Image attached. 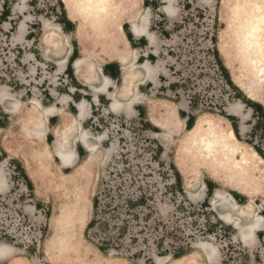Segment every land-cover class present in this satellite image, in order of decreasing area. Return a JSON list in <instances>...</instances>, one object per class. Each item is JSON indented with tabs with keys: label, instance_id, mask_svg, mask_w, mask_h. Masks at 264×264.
<instances>
[{
	"label": "rangeland",
	"instance_id": "1",
	"mask_svg": "<svg viewBox=\"0 0 264 264\" xmlns=\"http://www.w3.org/2000/svg\"><path fill=\"white\" fill-rule=\"evenodd\" d=\"M3 1L6 7H2L0 0V14L4 13L7 18L0 19V91L12 98L9 103H22L20 112L13 118L15 122H11L17 128L16 125L26 116V108L31 106L32 100H40L41 95L48 88L56 86L55 82L58 81L53 63H47L48 67H40L37 75H32L29 66L22 69L25 64L22 55L40 52L39 40L48 34V30L54 31L61 38V32L51 25L54 18L62 19L65 14L70 20L68 8L79 7L77 9L83 11L82 6L87 8L89 3L60 0L62 8L59 0H27L28 3L32 1L29 7H24L20 0ZM99 1L96 5L103 3ZM153 1L149 8H144L142 0H111L105 14L108 19L103 23V29H111L116 47L122 48V27L127 17L137 13V17L151 18L150 32L154 35L152 42L146 46L142 43L134 54L154 55L155 58L152 57L150 62L151 68H157L160 63V67L165 69L160 83H169L170 86L167 94H152L145 105L160 101L165 108L170 101L178 107L181 116L188 115L195 121L197 117L206 115L211 123L224 125L220 112L228 114V106L238 100L234 103L229 100L231 104L227 102L230 98L228 91L220 86L217 72L214 73L206 51L210 34H216L217 29L222 27V21L225 19L228 24L234 22L231 8L221 7V0ZM89 5L96 6L95 3ZM23 17H33L42 22V25L34 27L35 41L20 42L18 22ZM125 31H128V25ZM49 35L54 37V33ZM216 48L219 49V45ZM239 59L237 64L241 66ZM38 60L43 61L42 58ZM32 87L37 89L32 90ZM175 94L178 95L175 97ZM184 99L191 101V104H187ZM206 105L214 108L204 109ZM143 120L139 117L128 120L110 115L103 118V129L94 126L92 129L86 128L96 139L106 133L107 140L94 141L98 149L93 157L90 182L92 200L96 195L99 197L98 218L95 226L87 227L94 217L93 209L90 208L85 227L79 235L82 243L98 250L94 253L96 258L102 261L116 260V264H159L161 260L173 259L180 254L182 257L201 260L204 264H264V232L260 230L255 234L264 225L253 231L251 241L256 244L254 248L236 241V228L219 223L218 217L210 207L203 204L202 199L195 200L200 192H204L203 183L210 178L202 165L189 167L190 172L197 170L198 173L188 194L182 180L175 179L178 170L173 158L182 155L179 152V136L171 133V138L163 139V130L150 127L146 116ZM186 129L185 124L180 127L181 132ZM33 140V144L28 146L33 150L30 155H33L36 165L32 163L30 166L38 176V170L47 168L52 161L41 158L40 154L45 147L42 138ZM246 141L251 143L250 140ZM1 146L9 153H22V146L13 148L8 141L1 143ZM239 146L242 147L230 148L235 156L247 152L243 144ZM254 147L264 154V142L255 143ZM23 153L26 154L25 151ZM28 161L31 163L29 156ZM72 195L71 191L53 193L49 190L41 200L33 199L29 203L36 211L26 209L25 217L33 222L34 228L17 232V240L7 234L0 238V244L8 245L12 251L15 249L7 264H50V258L55 257L51 252L54 248H50L46 257L42 245L43 240H47L51 234L48 219L53 206L64 204ZM47 196L54 197V201H43ZM256 203L259 204V201L256 200ZM229 208L222 211L230 212ZM262 208L264 206L254 210L255 214H260ZM216 211L219 213V210ZM9 221L8 214L2 213L0 222L7 224ZM248 221H251L250 217L240 219L241 224ZM9 233L13 235V232ZM252 244L249 242V245ZM104 245L105 249L99 250V246ZM202 245L214 248L215 261L206 258Z\"/></svg>",
	"mask_w": 264,
	"mask_h": 264
},
{
	"label": "crops",
	"instance_id": "2",
	"mask_svg": "<svg viewBox=\"0 0 264 264\" xmlns=\"http://www.w3.org/2000/svg\"><path fill=\"white\" fill-rule=\"evenodd\" d=\"M20 1L24 7H29L32 4V1L29 3L27 0ZM231 1L232 0H228V7ZM153 3V0H142L144 8H149ZM155 4H157L156 1ZM2 7H6V2L3 0ZM1 17L2 20L7 18L0 14V19ZM135 21L142 23V30L138 33H134L130 29V25ZM151 22V18L141 16L137 17V13H132V15L127 17V21L123 24V26L128 25V31H125L122 27L124 32L122 35L123 47L117 48L115 40L113 39L114 41L110 47L111 50H107V53L105 51L103 52V42L101 39V33H103V28L101 26L104 22H101L99 29L95 28L91 30L88 33L89 35L86 38L84 37L86 40L84 43V39L79 35V33L77 36L73 34L74 23L64 14L62 19L55 17L53 23L51 24L52 26H55V29H58L61 32V38L57 36V33L52 35L54 37H51V35H49L50 33L46 35L44 34V37L39 40L40 52L33 51L26 55H22V61L24 60L25 63L22 65V69L23 67L29 66L32 75H37L40 67H48L47 63H53L55 67V77L58 81L55 82L56 86L48 88L47 92H44V94L41 95L40 100H32L31 106L26 108L25 119L22 118L20 121L32 120L30 122V126H28L30 131L33 130V121H40L41 124L43 123V141L48 146V149L52 148L57 130L63 142L62 147L71 148L72 152L75 154L73 162L69 163L67 166H63L57 155L54 151H52V163L47 168L38 170V177L44 182V185H51L53 180L52 178H63L67 173H71L73 170L81 166L87 158V153H89L85 145L86 140H89V142L96 147V150L98 149V146L94 143V141L97 139L99 142L107 140L106 133H103L101 137L96 139L92 136L90 131H87L88 129H92L93 126L103 129L104 117L108 118L110 115H117L128 120L139 117L140 120L144 121L143 118L146 116L150 127L161 130L160 127L154 125L148 117L147 107L151 102L147 106L145 103L147 98L151 97L152 94H167L168 87L170 86L169 83H160V77H163L165 69L160 67V63H158L157 68H151V58H155L152 54H137L135 59L132 58L135 50L139 48L138 46L142 43H144V46L150 45L152 42V36L154 35L150 32ZM114 23L117 24L118 22ZM233 24L234 22L232 24H228L224 19L220 31L223 32L226 45L229 46L227 48L229 50L228 52L230 58L233 56L231 61L233 60V65L237 66L236 59L238 60L239 57L236 55L235 50L232 49L233 47H231L233 45L235 33ZM39 25H42V22L33 17H23L20 19L18 22V28L21 31V36L19 38L20 42L35 41L33 31L34 27ZM226 27H228L227 30ZM218 30L219 28L217 31ZM127 34L130 35V40L127 38ZM217 34V32L214 35L210 34L207 41L208 48L206 54L210 64L212 65L214 73L217 72L218 78H221L226 85L230 96L227 102L229 103V100H232L231 102L234 103L235 100H238L237 103L240 105L238 110V108L235 107V104L237 103H229L231 105L227 103L229 105L228 114H224L221 111L220 115H222L224 120L228 121L230 124L238 143L243 144L244 146L250 145L257 153L254 144L264 142V108L259 102L247 99L232 83L227 69L224 67L219 57V49L216 48L218 40L221 39L217 38ZM99 37L100 39H98ZM79 38L83 39L82 43L78 40ZM82 48L85 49V53L87 55H95L90 57V67L88 66V68L85 67L86 64L85 66L76 64L82 55ZM98 51H100L99 56L96 54ZM234 56H236V59H234ZM41 58L43 59L42 62L38 60ZM234 61H236V63ZM146 65L148 66L149 72L146 68H144ZM126 73L128 74L126 75V78H124ZM209 85L210 84L207 86ZM33 88L35 90L37 89L36 87H32V90ZM177 95L178 94H175V97ZM184 100L187 104H191V101L186 99ZM9 101H12V98H9L1 90L0 141L3 137L2 135L5 134L6 131L10 129L14 131L17 130L11 122H15L13 118H15L20 112L22 103L21 101H16V103L13 104L9 103ZM113 101H115L114 104H112ZM167 105L170 109L175 111L177 119L182 123L181 126L185 124L186 128V123L189 118L192 119L191 126L193 125V118L188 115L181 116L182 113L179 112L175 103L169 101ZM238 111H240V113H238ZM227 117H230L231 120ZM61 118L64 122L63 128L58 127V124L61 122ZM163 119L164 118H161L158 121L163 123ZM246 140H250L251 143ZM28 144H33V139H31ZM0 156L2 157L0 160V209L8 210L9 214H7L10 218V221L7 224L0 222V238L1 236L7 234L11 239L17 240L18 236H16V234L19 232V229L16 228L18 225L15 221L13 222V220L20 218L23 209L26 210L30 208L32 211H36L35 207H30L29 203L33 202V199L36 201L41 199L37 198L34 193L33 180L26 171L21 154H19V152L9 153L2 148L0 144ZM33 159L34 157L31 155V164L33 163L36 165V161ZM262 160L264 164V159L262 158ZM176 175L179 176L178 172ZM175 179L178 181L177 176ZM180 179L181 178L179 176V180ZM208 179L203 183L205 186L204 192H200V195H197L195 200L202 199L201 201H203V203L206 202L208 207H210L213 211L214 215L218 217L219 223L226 227L235 229V226L232 223H227L221 220L218 212L216 211L217 209L215 210V208L211 206L210 199L213 197L218 186L214 180L210 178ZM226 191L238 206H243L246 203L247 198H245L244 195L235 190ZM2 200L3 202H1ZM93 200L91 201V209H93ZM256 200L258 199L256 198ZM263 206H258L257 208ZM229 209L230 215L236 217L235 210L232 207ZM259 213L260 214L257 215L264 217V208H262ZM13 214H16L14 219ZM260 230L264 232V228L262 227L256 230L255 234ZM9 232H13L14 236ZM235 235L236 241H239L242 245L248 248H254L256 246L255 242L252 245L244 244L238 238L237 232ZM14 244L17 245V242L14 241ZM0 246H4V244H0ZM14 252V248L13 251L12 249H0V264H7V262L12 259Z\"/></svg>",
	"mask_w": 264,
	"mask_h": 264
},
{
	"label": "bare ground",
	"instance_id": "3",
	"mask_svg": "<svg viewBox=\"0 0 264 264\" xmlns=\"http://www.w3.org/2000/svg\"><path fill=\"white\" fill-rule=\"evenodd\" d=\"M81 1L89 4L95 3V5L97 2H100L99 0H96V2L93 0ZM110 1L101 0L102 4L96 6L88 4L87 8L82 6L84 7L83 11L77 9L79 7L68 8L69 18L74 23L73 34L77 36L79 33L85 43V38L89 35L88 33L95 28L99 29L101 22H105L104 20L108 19L105 17V14L110 7ZM221 7L227 8L228 0H221ZM229 8H231L234 19L233 28L235 32L233 45L230 46L233 47L232 49L235 50L236 55L241 59V66H238V64L237 66L233 65V60L231 61L233 56L231 58L229 56L227 48L229 46L226 45L224 34L220 31L221 29L217 31V38H221L217 42V45H219V55L232 83L247 98L259 102L264 108V0H232L229 3ZM84 25H88V27ZM101 27L103 28V24ZM130 29L134 33H138L142 30V23L135 21L130 25ZM227 29L228 27H226ZM46 32L50 34L55 33L52 30ZM102 32V42H106V45H103L102 49L103 52H107V50H111L110 47L114 40L111 37L110 29H103ZM83 39L79 38L78 40L82 43ZM81 52L82 55L76 64H80L81 66H85L86 64V68L90 67L89 59L95 55H87L84 48L81 49ZM99 53L100 51L96 53L97 56H99ZM135 57L136 55L133 54L132 58L135 59ZM234 58L236 59V56ZM236 61L234 62L236 63ZM144 68L149 72L147 65ZM127 74H125L124 78H126ZM114 103L115 101L112 102V104ZM235 107L239 110V103L235 104ZM163 108L164 106L161 105L160 101L150 103L147 107V114L150 121L163 130V139L171 138V133L179 136L178 142L181 145L179 152L182 155H180L181 157L175 156L173 160L186 192L188 194L191 192V183L195 180V176L198 173L197 170L190 172L191 169L189 167L202 165V169H205L206 175L214 180L218 186L213 197L210 199L211 206L217 210L219 209L218 214L221 220L232 223L235 226L237 236L242 242L248 245L249 242L252 244L253 231L257 227L264 225V217L254 212L258 206L264 205V164L262 158L250 145L243 147L247 151L244 155H234V152L230 148L232 146L241 148L242 146H239L238 141L235 139L228 121L223 119L224 125L217 126L215 123L213 124L209 121L208 116L203 115L197 117L190 128L181 132V122L177 119L174 111L167 106L164 108L165 110H162ZM161 118H164L162 120L163 123L158 121ZM62 120L61 118V122L58 124L59 128L64 127ZM31 121H19V124L16 125L17 130L10 129L6 131L2 135L0 144L8 141L13 145V148L22 146L21 158L28 175L33 180L34 193L37 198L40 199L49 190L53 191V193L59 191H71L73 193L72 197L64 204L53 206L48 219L51 234L47 240H43L42 242L44 253L47 257L46 253L49 252L50 248L58 250L56 252H54V249L51 250L55 257L50 258V264H116V260L102 261L99 257L96 258L94 253L98 250L95 247L92 248L84 245L79 237L85 227L88 212L91 208L93 191L90 182V172L94 165L93 157L96 153V147L89 140H86L85 145L90 156L88 155L79 168L73 170L71 173H67L63 178H52V186H46L36 175L35 170L31 168V163L28 161V156L30 157V154L33 153V150L29 149L28 142L37 137L44 140L41 122L33 121V130L30 131L28 126H30ZM168 123L169 125L167 126ZM229 144H232V146L228 147ZM62 145V139L56 130L52 148L48 149V146L44 142L45 147L42 149V154H40L41 158L51 160L52 151H54L63 166L72 163L75 156L74 152H72L71 148H63ZM23 151H25V155ZM230 156H234V158ZM226 190L239 192L247 198V202L243 206H238ZM256 198L260 202L259 205L255 202ZM43 201L53 202L54 197L44 198ZM228 207H232L235 210L236 217L230 215L229 212L222 211V209ZM247 217H250L251 221L241 224L240 219ZM4 248L6 250L10 249L8 245L0 246L1 250ZM202 249L209 261H215V251L212 246L202 245ZM164 263L204 264L201 260L182 256L159 261V264Z\"/></svg>",
	"mask_w": 264,
	"mask_h": 264
},
{
	"label": "built area",
	"instance_id": "4",
	"mask_svg": "<svg viewBox=\"0 0 264 264\" xmlns=\"http://www.w3.org/2000/svg\"><path fill=\"white\" fill-rule=\"evenodd\" d=\"M216 72V71H215ZM219 83H220V86L222 87V88H224L225 90H227V88H226V85L224 84V82L222 81V79L221 78H219ZM228 91V90H227ZM213 106H214V104L213 103H211ZM214 108V107H213ZM213 108H211V106H209V105H206V107H204V109H207V110H212ZM1 202H3V200L1 201ZM2 213H8L9 214V212H8V210H3V209H0V217H1V214ZM27 214H26V210L25 209H23L22 210V215L20 216V218H16V220H13V222L15 221L16 223H17V227L16 228H18L19 229V232H22L23 230H25V231H28V230H30L31 228H34V226H33V222L31 223L30 222V220H28L25 216H26ZM16 217V214H13V219ZM30 219V218H29ZM24 227L26 228V229H24ZM39 244V243H38Z\"/></svg>",
	"mask_w": 264,
	"mask_h": 264
},
{
	"label": "trees",
	"instance_id": "5",
	"mask_svg": "<svg viewBox=\"0 0 264 264\" xmlns=\"http://www.w3.org/2000/svg\"><path fill=\"white\" fill-rule=\"evenodd\" d=\"M3 17L5 16L4 15V13H2L1 14ZM123 28L125 29V28H127V25H124L123 26ZM127 38L130 40V35L129 34H127ZM229 120H231V118L230 117H227ZM191 123H192V119L191 118H189V120L187 121V123H186V128H190L191 127ZM256 151H257V153L264 159V155L259 151V150H257L256 149ZM177 176V180H179V176L178 175H176ZM205 206H208L207 205V203L205 202V203H203ZM98 206H99V197H98V195H96L95 196V198H94V200H93V219L88 223V225H87V227L88 228H92L93 226H95L96 225V223H97V218H98V216H97V212H98ZM105 247H106V245H104V246H99V250H104L105 249ZM179 256H181V254L180 255H178V256H175L174 258H177V257H179Z\"/></svg>",
	"mask_w": 264,
	"mask_h": 264
}]
</instances>
